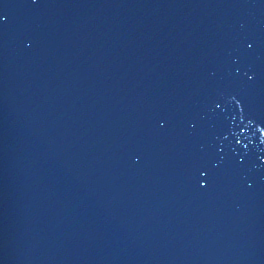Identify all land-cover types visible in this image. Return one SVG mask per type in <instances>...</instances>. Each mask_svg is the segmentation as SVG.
<instances>
[{
  "label": "water",
  "instance_id": "1",
  "mask_svg": "<svg viewBox=\"0 0 264 264\" xmlns=\"http://www.w3.org/2000/svg\"><path fill=\"white\" fill-rule=\"evenodd\" d=\"M0 264H264V0H0Z\"/></svg>",
  "mask_w": 264,
  "mask_h": 264
}]
</instances>
